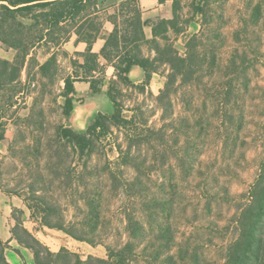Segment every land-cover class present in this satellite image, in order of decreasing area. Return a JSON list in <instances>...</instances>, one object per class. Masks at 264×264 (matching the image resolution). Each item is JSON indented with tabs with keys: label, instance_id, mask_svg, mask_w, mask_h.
<instances>
[{
	"label": "rangeland",
	"instance_id": "obj_1",
	"mask_svg": "<svg viewBox=\"0 0 264 264\" xmlns=\"http://www.w3.org/2000/svg\"><path fill=\"white\" fill-rule=\"evenodd\" d=\"M116 1L101 0L107 26L97 53L114 27L111 17L121 13L123 30L133 16L128 5L112 7ZM177 1V24L158 40L188 59L174 79L162 62L150 80L134 72L130 85L110 65L86 77L73 66L86 44L72 33L61 45L36 44L18 82L0 89V215L11 231L28 230L52 253L108 261L93 264H115L110 254L128 245L123 264H225L264 158V0ZM139 45L143 55L157 56L153 36ZM16 53L0 41V57ZM52 56L56 67L41 74L38 63ZM76 74L82 80L68 118L64 79ZM110 96L126 122L109 120L107 133H93L82 154L63 128L83 133L99 113L111 115ZM12 240L17 264H36Z\"/></svg>",
	"mask_w": 264,
	"mask_h": 264
},
{
	"label": "trees",
	"instance_id": "obj_2",
	"mask_svg": "<svg viewBox=\"0 0 264 264\" xmlns=\"http://www.w3.org/2000/svg\"><path fill=\"white\" fill-rule=\"evenodd\" d=\"M161 3L167 0H159ZM173 1V18L161 19L152 24L153 42L156 44L157 56L151 59L143 55L140 50V42L146 41L144 27L150 22L144 21L138 0L122 1V8L128 5L127 11H132V17H126L120 29L119 16L112 18L113 30L105 38L106 42L100 53L93 51V45L101 35L103 25L100 17L101 0H0V41L9 48L17 51L13 60L0 57V89L11 86L18 82L23 67H25L31 49L40 43L47 45H61L70 38V34L77 36V42L87 44L85 51L78 52V59H74V68L80 67L84 70L86 77L94 76V72L103 71L105 66H113L118 79L125 84H132L129 74L134 66H139L145 71V77L150 80L156 62H162L170 66L172 79L177 74H183L187 67L188 59L181 57L169 45L161 46L159 37H165L166 33L177 24L180 3ZM123 44V45H122ZM129 45L134 48L123 51ZM101 57L106 60L103 65ZM36 60V59H35ZM38 62V61H37ZM57 58L52 56L44 63H38L40 73L47 75L52 67H56ZM82 78L79 74L69 75L65 80L63 96L65 98L64 114L69 118L74 108L76 87L75 82ZM97 80L92 79L91 87L96 90ZM113 83V82H112ZM114 106L111 115L99 113L88 130L83 133L74 131L70 127L63 128V135L70 142L77 144L82 154L89 149L92 140L91 135L97 132L107 133L109 127L107 122L112 120L117 124L126 122L122 117V108L114 96H110ZM3 135L0 136V139ZM30 209L33 207L30 205ZM50 227H57L69 233L77 240L94 243L87 237L80 236L74 231L66 229L61 224L53 225L48 221ZM97 226H93L92 232ZM13 238L20 245L32 251L36 264H52L54 256L65 257L66 264H93L92 257L84 261L78 255L62 249L59 253H52L48 248L34 237L28 230L15 226L12 229ZM9 243L0 236V264H11L5 254ZM130 246L110 254L115 264L125 263L126 254ZM75 256V260L72 257ZM107 263L103 259L96 260ZM60 264V263H57ZM225 264H264V158L261 163L260 174L250 190V201L243 209L239 218V237L229 246Z\"/></svg>",
	"mask_w": 264,
	"mask_h": 264
},
{
	"label": "crops",
	"instance_id": "obj_3",
	"mask_svg": "<svg viewBox=\"0 0 264 264\" xmlns=\"http://www.w3.org/2000/svg\"><path fill=\"white\" fill-rule=\"evenodd\" d=\"M122 1H124V0H117L116 1V4L114 6H112V7H114L117 10V6H119ZM138 4H139V7H140V9L142 11V17H143V20L144 21L153 23L154 21H157L158 19H163V18L171 19L172 16H173V1L172 0H167L166 2H163V3H161L159 0H138ZM101 13H102V11H101ZM106 26H107V23L106 24L104 23L103 28H106ZM112 30L113 29L107 30V31H109L108 34ZM144 31H145V34H146V37L147 38L153 36L152 26H150V24H147L144 27ZM75 43L77 45L78 44H86L84 42H77V36H76V39H75ZM95 45H96V42L93 45V51H94V46ZM86 46H87V44H86ZM82 51H85V49H83V50H81L79 52H82ZM134 72H141V75L144 74V70L142 68H140L139 66H134L132 68L129 76L130 77H133L134 76L133 75ZM84 115H86V114H82L80 116L83 118ZM0 236L2 237V239L4 241H7L9 243V247L7 249V252H6V257L8 258V261L11 264H17V260H16V257H15L16 255H12L10 253L11 250L9 249L10 246H12V244H14L13 243L14 241L12 240V237H13L12 231L10 230V226H8L7 223H6V221L4 220V217H2L1 215H0ZM22 253L24 255H26L25 251H23ZM26 257H27V255H26Z\"/></svg>",
	"mask_w": 264,
	"mask_h": 264
}]
</instances>
